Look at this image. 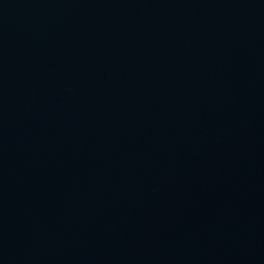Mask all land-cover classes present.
<instances>
[{"label": "water", "instance_id": "water-1", "mask_svg": "<svg viewBox=\"0 0 264 264\" xmlns=\"http://www.w3.org/2000/svg\"><path fill=\"white\" fill-rule=\"evenodd\" d=\"M0 264H264V0H0Z\"/></svg>", "mask_w": 264, "mask_h": 264}]
</instances>
